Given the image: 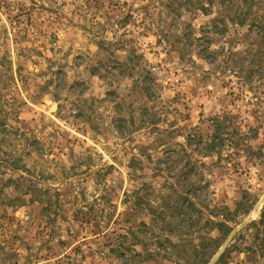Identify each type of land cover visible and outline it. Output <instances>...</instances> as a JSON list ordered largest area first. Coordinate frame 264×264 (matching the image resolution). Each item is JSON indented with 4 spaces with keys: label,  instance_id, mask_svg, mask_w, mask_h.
Listing matches in <instances>:
<instances>
[{
    "label": "rangeland",
    "instance_id": "374dc122",
    "mask_svg": "<svg viewBox=\"0 0 264 264\" xmlns=\"http://www.w3.org/2000/svg\"><path fill=\"white\" fill-rule=\"evenodd\" d=\"M182 2L0 0V69L16 76L3 92L18 94L16 111L5 109L28 137L0 142L27 167L0 162V264H205L223 234L249 216L248 225L260 220L263 80L242 88L248 74L235 71L252 59L229 51L253 55L264 43L230 24L213 45L225 48L213 66L198 39L219 5L207 14ZM224 118L245 136L246 124L263 122L245 139L253 152L227 145L225 163L187 144ZM10 176L65 195L57 204L42 189L29 193L25 180L8 187ZM239 233L222 250L224 240L215 264H264L254 231Z\"/></svg>",
    "mask_w": 264,
    "mask_h": 264
},
{
    "label": "trees",
    "instance_id": "16d2710c",
    "mask_svg": "<svg viewBox=\"0 0 264 264\" xmlns=\"http://www.w3.org/2000/svg\"><path fill=\"white\" fill-rule=\"evenodd\" d=\"M183 1V0H181ZM185 2L181 3L180 5L184 6L185 3H191V5L194 6L193 10L200 9L204 13L209 14V7H213L215 3L217 2L219 5V10L217 12V15L212 20L211 28L204 29L205 34L203 36H200L198 41L199 45H203V50H199V56L203 57L205 61L211 63V65L215 66L216 61H218V57L220 54L223 53L225 48H222V50L214 48L213 45L219 42V39L222 37H225L227 33L230 31V24L238 25L239 27H247L248 32L250 34H247V36L253 38L254 36H251L252 32H255V34L258 36V43H264V13H260L259 11H255V7H261L264 8V0H184ZM173 6H170L172 8ZM179 13V12H178ZM181 13V12H180ZM179 13V15H180ZM21 14H19L20 17ZM18 21V20H17ZM128 21V20H127ZM124 24H126L124 22ZM249 25V27H248ZM191 36V35H190ZM254 42L256 43L255 39ZM193 43V41H192ZM251 44H253L251 40ZM206 47V48H205ZM229 56H241L244 59H248L251 57V63L248 66L244 64V62L238 64V70L235 72L239 74L241 70L247 72L248 75H241L240 77V83L241 87L243 88L245 86H252L254 81H257L258 79H261L263 81L260 82L259 86L264 87V72H260V68L262 69L261 62L264 61V51H258L253 55H250V51L242 53L240 51H234L231 49L229 51ZM10 61V60H9ZM6 58L0 59V67H4L6 64ZM12 63V61H10ZM218 64V63H217ZM219 64L217 67H219ZM11 71V74L9 75L8 72ZM241 73V72H240ZM11 77V78H10ZM24 78V77H23ZM16 81L15 72L13 71V68L11 69V66L5 70L0 69V110H1V117H0V142L2 141H17L21 140V138L25 137V134L20 131L19 127H16L12 124L10 116V111H16L14 109V105L16 102H18V94L14 91H11L10 97L5 94L3 91L5 89L10 88L14 82ZM17 87V86H16ZM19 93V92H18ZM20 100V99H19ZM10 109V111H7L5 108ZM231 119V118H230ZM263 122L259 121L258 126H252V124H246L248 127V130H246L247 135L240 133V131L234 127L233 124L228 123V118H224L223 120H213V133L211 135H208L207 137L203 135H188L187 136V144L189 145H195L196 147H202L201 151L206 150L205 153H211L216 152L219 155V160H223V162L226 163L225 160H227L229 155H224L222 149L232 144L236 145L237 147H240V150L243 151H254V145L252 143L246 142L245 140L251 132H258L260 125H262ZM233 126V127H232ZM250 131V133H249ZM240 134L242 137L235 140V134ZM26 140H28V137H25ZM38 142V141H37ZM35 143V142H32ZM30 146L27 148V152L24 153V157L27 155L31 156L34 150L35 144H29ZM3 153V154H2ZM5 155H7L5 157ZM138 162H141L140 158H136ZM135 160V161H136ZM0 162L2 165L8 166L10 165L12 171H27L24 169H27L25 161L23 156H20L18 158H11V154H9L5 151L3 146L0 144ZM160 166L156 167L159 170L154 171L157 175L159 174V171L161 169ZM98 173V172H97ZM5 174V172H1V175ZM20 180H25L26 182H29V193L32 194V190L42 189L45 193L52 194L54 198L56 199L55 203L59 204L61 201V196L65 195L63 190L60 188H46L44 190L41 188L40 184L36 181H33L31 179L26 178L25 176L20 177ZM19 178H13L12 176L8 177L5 185L12 186L14 184L20 185ZM43 187V186H42ZM66 191V190H65ZM68 191V190H67ZM185 191V190H184ZM183 191V192H184ZM188 194H191L190 191H185ZM28 193V192H27ZM51 195V196H52ZM182 198H184L183 195H180ZM35 198V197H34ZM36 199V198H35ZM162 210L158 209L157 211ZM200 222V221H199ZM197 222V224L199 223ZM207 223L209 225L218 226V227H226L225 223L220 222L217 223L211 219L207 220ZM254 231V237L255 240L258 242L257 246L255 248L260 249V251L263 254L264 257V208L261 215V218L259 221L252 222L248 225V227L245 229L243 233ZM231 230H229L228 234L227 232L223 234L222 242L216 247V250H214L213 253H211L210 257L206 261L205 264H208L212 256L215 254V252L220 248L224 240L227 239V236ZM242 233V234H243ZM239 233V237L242 235ZM215 241V239H214ZM123 243H119V249L124 250L125 247L122 245ZM224 261V258L221 257L219 259V262L217 264H222Z\"/></svg>",
    "mask_w": 264,
    "mask_h": 264
},
{
    "label": "water",
    "instance_id": "95a60500",
    "mask_svg": "<svg viewBox=\"0 0 264 264\" xmlns=\"http://www.w3.org/2000/svg\"><path fill=\"white\" fill-rule=\"evenodd\" d=\"M263 202H264V197H263L262 201L258 204L257 207L259 208V206H260L261 203H263ZM257 207L255 208L254 212H256V211L258 210ZM254 212H253V213H254ZM250 218H251V216H249L247 219H245V220L242 222V224H240V226L234 228V230L230 233L229 237L226 239L224 245L222 246V250L230 244V242H231V241L233 240V238H234V237L240 232V230H242L243 228H245V227L248 225V223L250 222ZM220 253H221V250H220V251H219V252H218V253L212 258L210 264H215L216 259H217V256H218Z\"/></svg>",
    "mask_w": 264,
    "mask_h": 264
}]
</instances>
